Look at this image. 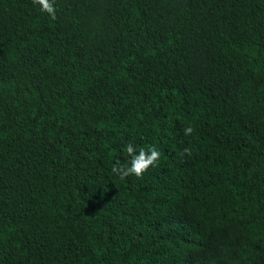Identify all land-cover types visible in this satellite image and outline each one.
<instances>
[{"label": "trees", "instance_id": "16d2710c", "mask_svg": "<svg viewBox=\"0 0 264 264\" xmlns=\"http://www.w3.org/2000/svg\"><path fill=\"white\" fill-rule=\"evenodd\" d=\"M55 2L0 0V264H264V0Z\"/></svg>", "mask_w": 264, "mask_h": 264}, {"label": "clouds", "instance_id": "9594fccd", "mask_svg": "<svg viewBox=\"0 0 264 264\" xmlns=\"http://www.w3.org/2000/svg\"><path fill=\"white\" fill-rule=\"evenodd\" d=\"M33 4L39 6V10L48 14V16L55 20L57 18L56 2L55 0H32ZM186 136H191L194 133V128L188 126L184 129ZM125 151L127 156L130 157V161L127 164H120L119 162L112 168L113 173L119 175L121 179L129 176H135L142 178L150 168L156 167L161 159V152L156 147H150L148 150L141 148L137 154L134 145L129 142ZM184 154L191 155V148H186Z\"/></svg>", "mask_w": 264, "mask_h": 264}]
</instances>
